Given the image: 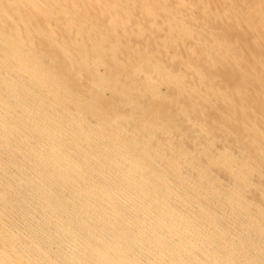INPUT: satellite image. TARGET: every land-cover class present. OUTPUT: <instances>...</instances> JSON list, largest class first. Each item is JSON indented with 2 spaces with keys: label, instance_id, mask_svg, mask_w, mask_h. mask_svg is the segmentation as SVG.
Wrapping results in <instances>:
<instances>
[{
  "label": "bare ground",
  "instance_id": "bare-ground-1",
  "mask_svg": "<svg viewBox=\"0 0 264 264\" xmlns=\"http://www.w3.org/2000/svg\"><path fill=\"white\" fill-rule=\"evenodd\" d=\"M0 264H264V0H0Z\"/></svg>",
  "mask_w": 264,
  "mask_h": 264
}]
</instances>
